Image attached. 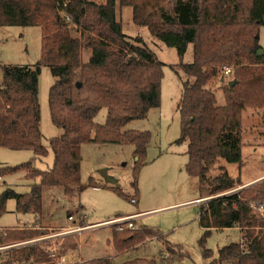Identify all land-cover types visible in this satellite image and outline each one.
<instances>
[{"label":"trees","instance_id":"1","mask_svg":"<svg viewBox=\"0 0 264 264\" xmlns=\"http://www.w3.org/2000/svg\"><path fill=\"white\" fill-rule=\"evenodd\" d=\"M119 8L131 9L135 26L167 47L181 60L192 45V62L180 68L192 83H182L177 110L181 134L186 142V172L198 181L200 197H211L197 208L203 231L199 242L206 264H264V230L248 208L250 201L264 203V181L235 193L236 185L227 170L216 167L218 160L238 164L241 160V113L247 107H264V54L257 56V30L264 26V0H118ZM41 29V60L34 69L5 67L0 71V147L31 151L33 160L13 168L0 169V179L23 171L36 183L24 194L5 188L0 193V216L12 199L15 212L39 216L44 188H60L66 199L80 189V145L89 142L131 144L135 155L144 154L147 134L120 130L128 122L142 119L159 106L160 63L141 38L128 39L116 17V0L99 5L88 0H0V27ZM80 38L71 35L70 28ZM82 47L89 51L81 61ZM45 66L55 78L48 93L50 117L62 134L49 140L51 167L35 168L48 149L41 142L40 111L37 100L39 67ZM229 71V75L225 74ZM223 84L224 104L218 105L210 85ZM234 81L232 86L228 84ZM80 84L77 88L76 84ZM221 87V84L219 88ZM106 110L102 125L94 119ZM90 186L96 185L91 181ZM238 187V186H237ZM106 188V187H103ZM196 200V199H195ZM71 216H68V218ZM41 229V228H40ZM9 228L1 243L38 238L43 229ZM237 229L238 244L212 252L204 240L212 230ZM155 240L171 260L181 262L177 246L164 242L158 230L138 227L133 231L112 232L116 255ZM40 244L5 255L4 264H54ZM164 253L160 252L161 257ZM113 259V258H112ZM105 257L88 264H113ZM212 259V260H211ZM121 264H156L149 258H135Z\"/></svg>","mask_w":264,"mask_h":264},{"label":"rangeland","instance_id":"2","mask_svg":"<svg viewBox=\"0 0 264 264\" xmlns=\"http://www.w3.org/2000/svg\"><path fill=\"white\" fill-rule=\"evenodd\" d=\"M88 1L104 4V0ZM116 17L123 34L128 39L141 38L160 63L159 106L149 109L144 118L130 121L120 130L121 133L147 134L144 154L140 157L135 155V148L131 144L99 142L81 144L80 193L72 199H66L60 188H44L42 212L39 216L16 213L14 200L10 199L5 205L6 212L0 216V227L24 226L27 217H36L42 226L53 228V230L41 228L48 232L44 235H57L69 228L80 226L81 223H83L81 227L86 224L95 225L96 227L81 233L56 236L48 242L39 243L47 250H58L60 252L58 255H67L72 264H88L89 261L105 257L113 258V264H121L135 258L154 259L156 264H206L209 260L203 259L199 246L203 231L198 223L197 208L203 206L211 197L199 198L198 181L189 177L186 172L187 143L185 141L177 143L181 134L177 104L181 97L182 83L193 82V79L184 75L180 64L192 62V45L187 46L180 60L174 48L160 43L145 27L135 26L131 20V9L119 8L118 0ZM70 31L72 36L83 41L84 37H81L74 27H71ZM257 38L259 50L264 54V26L258 27ZM82 49L81 61L84 63L88 59L89 51L83 47ZM40 60V27H0V71L2 68L15 66L34 69ZM228 75H224L222 83L216 81L210 85L215 91L218 105L224 104L221 88L223 84L226 85L232 80ZM54 81L55 78L49 68L40 66L37 76L39 124L41 142L48 149V154L33 163L36 169L42 171L49 169L52 164L49 140L62 134V130L53 125L49 111L48 93ZM105 117L106 110L103 108L95 117L94 123L102 125ZM240 118L242 128L240 162L227 164L218 160L216 165L224 167L234 183L239 184L233 189L237 191L246 190L264 181L262 179L245 185L264 175V107H247L242 111ZM33 157V153L28 150L14 151L0 147V169L19 166L32 161ZM102 171L107 177L115 180L116 184L106 183L101 176ZM91 181L99 188L90 186ZM33 183L36 182L28 179L23 171L4 175L0 179V193L7 187L15 193L24 194ZM132 201L135 203H131ZM196 201L199 203L195 204ZM134 214H138L133 221L137 229L146 227L158 230L163 234L164 242L180 248L183 254L181 262L171 260L163 246L155 240L147 241L119 255L115 254L112 247V232H119L114 231L111 226L102 224ZM68 216H71V220ZM240 240L239 230H212L204 240V247L212 252L215 259L219 249L238 244ZM160 252L166 255L160 257Z\"/></svg>","mask_w":264,"mask_h":264},{"label":"built area","instance_id":"3","mask_svg":"<svg viewBox=\"0 0 264 264\" xmlns=\"http://www.w3.org/2000/svg\"><path fill=\"white\" fill-rule=\"evenodd\" d=\"M224 73L228 74L229 71L225 70ZM235 192H238V191L232 190V191H229V192L224 193L222 195L235 193ZM131 203H135V201H132ZM197 203H199V202L196 201L195 204H197ZM248 208L250 209V211L252 212V214L256 218V221L258 223L259 228L264 229V203L263 202L260 203V202L255 201V200L250 201L248 203ZM137 216H138L137 214H134L131 216L116 218L114 220L105 222L102 225L111 226L113 228V230L116 232H120V231H124V230H132L133 231V230L137 229V227L135 226V224L133 222ZM68 219L71 220V217H69ZM92 227H96V226L95 225L94 226H85V227L75 226V228H69L67 230L62 231L61 233H59L57 235H55V234L54 235H43V236H40L38 238H34V239H30V240L17 241V242H11V243H6V244L0 242V264H4L5 255L12 253L14 251H17L21 248H24L27 246H32V245L39 244V243L48 242L49 240L55 238L56 236H66V235H70V234L81 233L83 231L89 230ZM24 228H33V227H24ZM33 229H35V228H33ZM6 230L7 229L0 228V239H1V237H4L6 235ZM48 255L52 256V257L57 256V258L54 261V264H72L70 257H68L65 254H59L58 255L57 253H50L49 252ZM164 255H166V254H164ZM166 257L167 256H165V258ZM14 264H17V263H14Z\"/></svg>","mask_w":264,"mask_h":264},{"label":"crops","instance_id":"4","mask_svg":"<svg viewBox=\"0 0 264 264\" xmlns=\"http://www.w3.org/2000/svg\"><path fill=\"white\" fill-rule=\"evenodd\" d=\"M262 179H264V175L263 176H261V177H259V178H257V179H255V180H253V181H250V182H248V183H246L245 185H251L252 183H255V182H257V181H259V180H262ZM138 215V214H137ZM129 216H131V215H129ZM25 225L24 226H16L17 228H24V227H33V228H35V229H40V228H48V229H52L53 230V228L52 227H49V226H42L41 225V223H40V221L38 220V218H36V217H27V218H25ZM81 224H83V223H81ZM81 224H80V226H81ZM135 224V223H134ZM85 226H91V225H84V226H82V227H85ZM136 226V225H135ZM137 227V226H136ZM0 228H11V227H0ZM237 230V229H236ZM62 246V245H61ZM60 245H55V247H61ZM50 253H60L58 250H53V249H51V250H48ZM76 252V251H75Z\"/></svg>","mask_w":264,"mask_h":264},{"label":"water","instance_id":"5","mask_svg":"<svg viewBox=\"0 0 264 264\" xmlns=\"http://www.w3.org/2000/svg\"><path fill=\"white\" fill-rule=\"evenodd\" d=\"M261 54H262V52H261L260 50H258V51H257V56H260ZM234 83H235V82L232 81V82H230L228 85H229V86H232ZM76 87L79 88V87H80V84L77 83V84H76ZM101 176L103 177V179H104V181H105L106 183H109V184H116V181L113 180V179H111V178H109V177H107V175H106V173H105L104 171L101 172Z\"/></svg>","mask_w":264,"mask_h":264}]
</instances>
